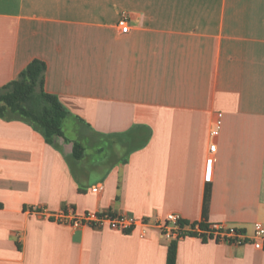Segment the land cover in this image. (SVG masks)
<instances>
[{
	"label": "crops",
	"instance_id": "0c3cea01",
	"mask_svg": "<svg viewBox=\"0 0 264 264\" xmlns=\"http://www.w3.org/2000/svg\"><path fill=\"white\" fill-rule=\"evenodd\" d=\"M35 59L73 115L69 141L0 118V264H167L168 214L248 237L264 225V0H0V89ZM65 207L148 225L34 211ZM177 264H264V250L188 236Z\"/></svg>",
	"mask_w": 264,
	"mask_h": 264
},
{
	"label": "trees",
	"instance_id": "16d2710c",
	"mask_svg": "<svg viewBox=\"0 0 264 264\" xmlns=\"http://www.w3.org/2000/svg\"><path fill=\"white\" fill-rule=\"evenodd\" d=\"M46 71V63L35 59L19 74L17 79L0 89V118L18 119L31 124L36 131L42 134L48 144L55 146L57 138L69 141L64 132V122L73 115L56 95L46 91ZM74 118L83 122L78 117ZM83 155L82 144L74 142L73 157L80 160ZM182 224H187V222L184 221ZM201 227L207 228L208 225L201 223ZM190 237H196V235L190 234ZM177 248L178 241H171L167 264H177Z\"/></svg>",
	"mask_w": 264,
	"mask_h": 264
},
{
	"label": "built area",
	"instance_id": "2783aa9c",
	"mask_svg": "<svg viewBox=\"0 0 264 264\" xmlns=\"http://www.w3.org/2000/svg\"><path fill=\"white\" fill-rule=\"evenodd\" d=\"M117 27L122 34H128L131 30V25L126 16H123L119 20ZM220 125L221 121L218 120L215 128L211 132L213 137L219 135ZM210 151L212 153L216 152V145H212ZM94 192H97V189H94ZM34 211L45 216L52 222L68 225L75 229L89 227L99 230L111 229L128 233L138 227L148 225V222L144 219L131 215H116L111 212H87L78 215L72 207H65L54 213L40 210ZM183 222L184 220L180 215L168 214L165 218L155 221V225L160 230L161 236L169 241H178L190 236V234H195L196 237L202 238V240H213L237 246L249 243L256 250H264V225L262 223H256L253 227L252 236L248 237L242 229L223 223H215L208 225L207 228H203L201 227V223L182 224Z\"/></svg>",
	"mask_w": 264,
	"mask_h": 264
},
{
	"label": "rangeland",
	"instance_id": "374dc122",
	"mask_svg": "<svg viewBox=\"0 0 264 264\" xmlns=\"http://www.w3.org/2000/svg\"><path fill=\"white\" fill-rule=\"evenodd\" d=\"M70 130H71V129L68 127V130H67V135H68V136H72V133L70 132ZM71 131H72V130H71ZM71 162H72V163H75V160L72 158V159H71Z\"/></svg>",
	"mask_w": 264,
	"mask_h": 264
}]
</instances>
